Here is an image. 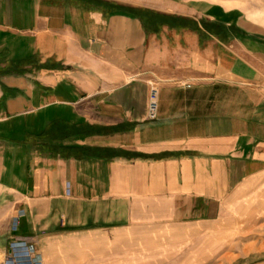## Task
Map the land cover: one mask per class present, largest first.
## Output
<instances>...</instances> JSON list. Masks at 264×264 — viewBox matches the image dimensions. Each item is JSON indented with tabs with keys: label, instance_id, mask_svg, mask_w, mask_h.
Here are the masks:
<instances>
[{
	"label": "crops",
	"instance_id": "obj_1",
	"mask_svg": "<svg viewBox=\"0 0 264 264\" xmlns=\"http://www.w3.org/2000/svg\"><path fill=\"white\" fill-rule=\"evenodd\" d=\"M19 211L42 264L238 262L264 230V0H0V264Z\"/></svg>",
	"mask_w": 264,
	"mask_h": 264
},
{
	"label": "built area",
	"instance_id": "obj_2",
	"mask_svg": "<svg viewBox=\"0 0 264 264\" xmlns=\"http://www.w3.org/2000/svg\"><path fill=\"white\" fill-rule=\"evenodd\" d=\"M160 110V89L157 84L150 85L148 117L151 120L157 119ZM23 211L14 215L11 224L13 238L9 241L8 250L2 264H42L39 252L38 236L19 234Z\"/></svg>",
	"mask_w": 264,
	"mask_h": 264
},
{
	"label": "rangeland",
	"instance_id": "obj_3",
	"mask_svg": "<svg viewBox=\"0 0 264 264\" xmlns=\"http://www.w3.org/2000/svg\"><path fill=\"white\" fill-rule=\"evenodd\" d=\"M264 235V230L260 227L247 232L244 236H238L236 240H233V245L229 247L231 249L232 258L240 257L238 262L233 264H242L248 258L247 254L251 251L256 252L258 250H264V245L255 244L258 239ZM223 254L217 257V262L223 257ZM242 255H246L245 258Z\"/></svg>",
	"mask_w": 264,
	"mask_h": 264
}]
</instances>
